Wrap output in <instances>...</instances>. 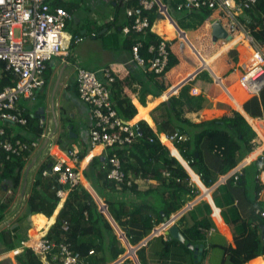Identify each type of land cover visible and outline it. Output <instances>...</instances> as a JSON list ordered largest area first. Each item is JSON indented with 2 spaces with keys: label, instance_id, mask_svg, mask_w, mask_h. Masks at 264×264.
<instances>
[{
  "label": "crops",
  "instance_id": "crops-1",
  "mask_svg": "<svg viewBox=\"0 0 264 264\" xmlns=\"http://www.w3.org/2000/svg\"><path fill=\"white\" fill-rule=\"evenodd\" d=\"M53 1L63 3L59 5L62 7L72 6L69 11L72 17L68 20L67 26L77 24V30L74 33H67L73 37L70 39V44L68 42V46H72L76 36L85 38L73 46L70 54L59 55L48 62L43 74L46 85L37 95L41 93L51 98V101L48 104L49 107L45 106L44 122L41 123L40 118L35 117V123L41 125L43 131L49 132V142L47 138H41L37 147L34 146L30 151L24 152L21 158L22 166L15 165L13 170V175L20 172L19 182L15 183L12 176H3V167H0V217L4 216V221L0 226L1 263L62 264L55 252L49 254L48 259L45 256V259L42 258L31 247V239L34 232L46 229L45 233L49 236L52 229L55 230L57 227L58 237L62 234L64 238L60 241L68 240L60 229L67 232L64 222L68 223L69 218L68 216L62 218L60 213L67 205L70 192L78 186H83L97 203L98 209L109 219L119 240L116 247L111 244L109 250L105 252L106 264H115L118 260H121L118 264H124L128 260L134 264H234L232 251L227 249L236 248L235 236L243 228L242 221L245 220L254 225L252 222L257 221L258 217L264 218L261 215L263 208L257 205V203H264V182L260 177L264 171V163L257 161L259 156L264 155V145L261 144L262 140L264 141V85L258 94L249 95L241 89L238 82L251 57L250 53L253 51L251 44L218 10H215L212 17L204 23L198 26L190 25L189 28L184 29L179 24L188 23L187 15L177 12L174 7L175 3L170 4L169 0H157L159 3L170 5L168 14L161 15L157 4L151 10L144 11V14L149 20V15L153 16V22L150 21L152 26L149 29L161 38L165 37L169 40L170 49L176 58V63L169 70L158 74L149 66L146 67L135 60L131 47L127 46L129 37L123 31L126 21L130 18L126 14L127 7H137L141 0L49 1L56 6ZM240 16L243 18L244 13L241 12ZM130 19L132 23V18ZM166 21H169V28H176L175 25H177L183 30L188 42L179 35L177 28L171 38L162 33L159 26ZM216 21H220L228 33L232 34L233 41L227 43L223 38H214L212 25ZM115 24L119 26V29L115 27ZM115 30L120 31V39L114 36ZM239 37L240 39L236 40ZM140 42L142 45V41ZM234 43L238 46L235 47ZM227 45L230 50L223 51V47ZM204 61L208 66L197 72ZM117 66L121 67L123 76L118 73ZM78 67L97 71L103 80L105 79L103 72L105 68L111 70L115 77H119L118 87L111 86V88H119V93L129 97L135 105L137 114L130 120H145L155 132L157 140L169 150V157L172 156L170 148L174 145L166 141L165 137L175 128L167 121V107L170 100L185 112L183 118L194 123L220 119L225 116L231 117L234 116L235 111H238L262 140H259L258 136L253 139V144L256 142L254 149L240 158L237 165H243V168L237 180L234 177L236 171L234 167L225 173L228 176L227 181L215 186L220 176L223 175L220 173L222 153L219 149L210 150L209 139L204 137L199 143V149L202 151L204 165L210 171L208 176L210 184L204 181V184L198 187L200 191H203V185L210 188L211 199H201L188 209L186 205L193 197L192 187L187 184H185L186 188L179 187L182 181L176 182L173 178L163 175L162 171L167 167L161 165L163 162L157 157L158 154L164 155L162 151L156 155L141 152L139 160L136 154L139 152L138 145L143 141L122 149L125 158L123 164L127 166V178L131 180V185L127 184L128 186L124 188L114 186L101 177V173L109 168L107 154L110 150L102 144L92 145L90 143L89 133L95 121L91 106L83 101L77 92ZM60 75L58 88L55 89ZM191 75L193 76L189 78ZM108 85L110 87L111 84ZM174 87L177 90L171 93ZM193 88H197L198 93L193 94ZM113 95L112 90L111 96ZM24 99L29 100L25 97ZM111 100L116 108V102L114 103L112 97ZM139 106L148 109V119L137 118ZM240 107L251 120L247 119ZM19 111L22 116L30 113L20 103ZM1 123L5 129H9L8 136L14 138L13 141L31 142L35 137H39L32 131L30 123L19 124L20 128L17 131H14L12 127L14 123ZM71 130L76 134L73 138L69 136ZM182 131L188 133L192 140L191 133ZM206 142L210 151L204 149ZM64 143L66 146L63 145ZM98 146L101 147L100 150L93 153ZM127 149H130L129 155ZM57 160L72 163L80 172L81 180L71 187H69L70 184L59 183L57 190H62L61 196L57 194V190L52 185L49 194L55 191L59 200L51 215L32 211L29 198L35 186L42 189L40 191L43 193L46 191L45 187L50 184L49 181L54 180L52 176L51 179H48L47 175L43 176L41 171L45 166L50 167L51 163ZM193 171L197 173L194 168ZM194 190L196 191V187ZM257 190L260 191L257 193ZM106 201H109L114 212L118 213L119 221L113 217ZM78 204L77 201L72 202L69 213L75 214L73 208L78 209ZM102 204L107 205L111 217L102 210ZM120 206L124 214L117 212ZM214 209H217L216 214ZM37 215L46 217L45 226L35 222L33 217ZM84 215L87 218L88 212L85 211ZM177 215L179 217L173 224L179 227L185 238L184 241L168 234L169 227L162 229L166 217L170 220ZM233 220L237 222L234 223ZM58 225L61 226L60 229ZM211 226L217 228L211 236L200 233V227ZM79 238L90 239L85 234H80ZM189 243L203 246L200 258L188 246ZM122 248L124 251L119 254L118 249ZM133 248H137L135 254L129 255V251ZM93 254H96V259L101 255L99 250L94 251ZM89 255H82L85 264H90L87 261ZM254 261L263 263L264 255L242 264H253Z\"/></svg>",
  "mask_w": 264,
  "mask_h": 264
},
{
  "label": "built area",
  "instance_id": "built-area-1",
  "mask_svg": "<svg viewBox=\"0 0 264 264\" xmlns=\"http://www.w3.org/2000/svg\"><path fill=\"white\" fill-rule=\"evenodd\" d=\"M169 1L170 4L175 3L174 7L177 12L188 14L203 8L215 9L230 21L232 27L237 29L251 44L253 50L250 53L251 57L246 65V70L239 78V85L249 95L258 94L264 85V43L255 40L247 28V24L239 18L241 12L253 7L257 0ZM156 4L159 5L161 15L168 14L170 5L159 3L157 0H141L139 6L127 7L126 14L132 18V23L124 26V33L129 34L132 30L143 32L145 29L151 28L150 20L144 11L151 10ZM71 17L72 14L65 7L53 6L47 0H3L0 3V82H10L0 88V150L5 152V159L24 155L25 151H30L34 146L37 147L41 138H47V142H49V132L47 131H43L38 138L35 137L31 142L6 139L4 138L6 129L1 122L26 125L28 118L20 114V100L24 97L29 100L35 99L37 93L45 85L43 74L48 62L59 55L70 54L73 46L85 38L76 36L72 46H68V42L70 44V39L73 38L66 33L67 23ZM168 43L169 40L162 37L156 48L154 45L150 46L151 51L156 50L155 56L150 59V68L158 74L164 73L169 63ZM141 46L140 41L136 42L132 46V52L135 60L144 64L145 60L140 56ZM103 72L104 80L100 78L97 71L78 67L76 75L77 92L79 97L92 108L95 123L90 129V143L92 145L105 144V147L110 150L107 154L109 165L107 177L110 180L123 182L126 176L117 150H122L124 147L131 146L143 139L145 130L140 121L133 122L131 126L126 127L130 120H126L119 114L111 100V90L108 84H112L116 77L107 68ZM192 93H198V89L193 88ZM34 116L40 118L41 123L46 117L45 112L41 110ZM165 139L174 145L170 148L172 157L176 158L188 173L187 185L192 187L193 197L186 208L193 207L201 199L210 200V188L203 185L204 189L200 191L198 187V185L204 184L203 173H195L191 166L194 160H186L182 155V149L186 150V145L191 140V136L176 127L171 134L166 135ZM148 140L150 142L155 141L154 135H150ZM261 144L264 145L263 140ZM254 146H256V142ZM129 150L127 149L128 155L130 154ZM258 158L264 160V155ZM235 168L234 177L237 180L242 174L243 165H236ZM162 173L165 177L173 178L176 182L182 181L181 175L175 174L169 168H165ZM50 174L56 175L57 181L61 184L73 183L72 185H75L81 180L80 172L75 169L72 163H63L60 160L52 162L49 170H43V175ZM260 177L264 182V171ZM227 179L226 174L221 175L215 186L226 182ZM127 184L131 185V180H127ZM195 187L196 191L194 190ZM57 194L61 196L62 190H57ZM214 213H217V209H214ZM179 215L164 223L162 229L168 228L171 223L173 224ZM261 215L264 216V209L261 210ZM3 221L4 216H1L0 226ZM64 228L69 229L67 222H64ZM216 229L215 226L200 227L199 231L205 236H211ZM34 240L32 237L31 242ZM31 247L47 259L49 254L57 248L55 254H58L62 264H85L82 260V253L74 249L70 242L53 241L46 233L37 238ZM93 253L94 250L89 251V254ZM1 261L2 255L0 254V264H2Z\"/></svg>",
  "mask_w": 264,
  "mask_h": 264
},
{
  "label": "trees",
  "instance_id": "trees-1",
  "mask_svg": "<svg viewBox=\"0 0 264 264\" xmlns=\"http://www.w3.org/2000/svg\"><path fill=\"white\" fill-rule=\"evenodd\" d=\"M48 2L51 0H47ZM135 2V1H134ZM53 3L56 6L63 5V3L59 1H53ZM64 7L71 11L72 6H66ZM215 12V9H209V8H203L199 11H194L191 13L186 14V19H188V23L179 24L182 28L187 29L191 25V19L199 18L200 24L204 23L207 19L211 18L213 13ZM244 17H239L240 20L247 24V28L251 31L253 37L255 40H257L260 43H264V0H257L256 4L249 8L245 9L243 11ZM120 16V15H119ZM150 21L153 22V16L150 14ZM121 17V16H120ZM202 22V23H201ZM131 19L126 21L125 25H130ZM169 21H166L164 24L159 26V30L164 33L168 38H171L174 36L175 29L176 28H169L168 26ZM115 27L119 29V26L115 24ZM122 27V26H121ZM259 27V28H257ZM123 28V27H122ZM114 36L117 39H120V31L115 30ZM127 36L131 39H127V46H130L132 49V46L137 41H142V46L140 48V56L144 58L145 63L143 64L146 67H150V59H152L155 54L156 50L151 51L150 46L152 44H155L156 46L159 44V41L161 40V37L157 35L156 33H153L149 28L145 29L143 32H136L132 30ZM239 40V38H237ZM169 51H170V57H169V63L165 70H169L171 66H173L176 63V58L173 55V52L170 49V42L168 43ZM121 67L118 70V73L123 76V71L120 70ZM122 69H124L122 67ZM164 72V73H165ZM163 74V73H162ZM119 77L116 76L115 81L110 85V90L112 94V90L114 92V95L111 96L114 100V103L116 102V109L118 110L119 114L124 117L126 120L133 119L134 116L137 114V109L135 105L131 102L129 97L123 96L121 93H119V88H111L118 87ZM10 83L9 81H3L0 82V88H3L5 85ZM46 84V83H45ZM165 106L167 107V103H165ZM246 108V107H245ZM247 110V109H246ZM185 112L179 108L177 105H175L171 100L169 102V106L167 107V121H169L175 128L180 127L182 130H185L192 135V140L187 143L186 150L182 149V155L186 160L193 159L191 166L194 168L197 172H202L204 175V181L208 183V176L210 175V171L206 168L204 165L203 155L202 151L199 149V143L204 137H208L209 139V149L210 150H221L222 153V162H221V172L220 173H227L231 169H233L240 161V158L243 155H247V153L251 152L254 148L253 139H255L258 135L254 131V129L251 127V125L248 123L246 118L238 111H235L234 116L228 117H222L220 119H213L208 121H203L199 123L191 122L188 119L183 118V114ZM28 118V124H32V131L37 133V136H40L43 132V127L41 125H36L35 123V117L31 113H25L24 114ZM137 118H147L148 119V109L142 106H139V115ZM132 121V120H131ZM133 120L132 122H135ZM143 125V128L145 130V137L138 142L134 143L137 144L140 141H143L142 144L138 145L139 152L136 154L138 159H141V152L153 154L156 155L157 153H160L159 151H162L164 155L158 154V160H162L163 162L161 165L164 167L171 169L175 174L181 175L182 183H179V187L186 188L185 184H187V175L188 173L185 171L183 166L178 162V160L172 156L169 157V150L166 146H163L160 141L157 140V136L154 131L151 130L150 126L145 120L140 121ZM9 129L6 128V135L4 138L15 140L14 138L8 136ZM150 135L155 136V141L150 142L148 140V137ZM18 138V137H16ZM26 140V139H24ZM133 144V145H134ZM132 146V145H131ZM100 149H95L93 153L98 152ZM118 154L121 156L122 166L125 171L126 179L123 182H118L116 180H109L107 178V172L108 170L101 173V177L105 178L109 184H112L114 186H128L127 185V166L123 164L125 158L123 155L122 150H117ZM135 155V152H133ZM167 154V155H166ZM24 155L21 156H13L11 159H5L6 154L3 150H0V167H3L2 175L5 177L12 176L15 180V183L19 182L20 172L16 175H13V170L16 166H22L23 161H21V158H23ZM156 157V156H155ZM258 162H263L264 160L261 158H258ZM264 167V166H263ZM49 170L48 165L45 166L43 170ZM159 170V168H157ZM157 169H154L155 171H158ZM43 170L41 173L43 174ZM12 174V175H10ZM44 176V175H43ZM51 176L54 178V180L49 181V185L45 187L43 192L44 195L40 190V188L34 189V192L30 195L29 198V206L32 211L35 212H43L46 215H51L57 205V202L59 198L56 195V192L50 193V188L52 185H54V189L57 190L59 182L57 181L56 175H47L48 179H51ZM165 181H167L165 179ZM210 184V183H208ZM259 188V187H258ZM260 189V188H259ZM40 191V192H39ZM260 190H257V193ZM79 203V208L76 207L73 208V212L75 211V214L69 213L70 208L72 207L71 203L76 202ZM87 202V203H86ZM108 204L109 210L112 213L113 217L116 219V221H119V215L118 213H115L113 210V206H111V203L109 201H106ZM47 204V205H46ZM121 205V204H120ZM261 208L264 209V203H257ZM68 206V207H67ZM85 211L88 212V216L84 215ZM121 214H124L123 210H121V206L118 207V211ZM132 215V214H131ZM60 216L62 218H66L65 216H68L69 219H67L69 222V230L67 232H63L60 225L59 229L63 233L65 238L68 240H65L64 242H73V247L76 250H79L83 256L89 255V251L91 249L99 250L100 257L96 259V254L89 255L90 257L87 259L88 263L90 264H106V253L107 250H109V245H113V247H116L119 240L117 238V234L114 233V227L109 221V219L106 217V215L101 212L98 209V205L91 196V194L83 187L78 186L74 190H72L69 194V197L67 199V205L61 210ZM35 222L41 226H45L47 223L46 217L42 215H37L33 217ZM238 220V219H237ZM237 220H233L234 223L237 222ZM254 225H251L248 221L245 220L242 221L243 228L240 229V232L235 236V242H236V248H229L227 250L232 251V259L234 261V264H242L250 259H253L255 257H258L260 255H264V238L263 233L261 230V226L264 224V218L258 217L257 221L252 222ZM57 226V225H56ZM56 229L50 232L49 237L56 242H62L61 239H64L62 237V234L60 237H58V231L57 227ZM45 230L40 232H34L33 235H36L37 237H41L43 234H45ZM196 232V230H195ZM197 233V232H196ZM80 234H85L90 237V239L86 240L85 238H79ZM60 235V233H59ZM84 239V240H82ZM57 251V248H55L50 254ZM119 254L124 251V248L118 249ZM238 257V258H237ZM45 259V258H44ZM60 259V258H59ZM61 261V259H60ZM62 263V261H61ZM255 264H264L259 263L258 261H254ZM42 264V262H41ZM124 264H134L130 260L124 262Z\"/></svg>",
  "mask_w": 264,
  "mask_h": 264
},
{
  "label": "water",
  "instance_id": "water-1",
  "mask_svg": "<svg viewBox=\"0 0 264 264\" xmlns=\"http://www.w3.org/2000/svg\"><path fill=\"white\" fill-rule=\"evenodd\" d=\"M176 28H177V30H178L180 36H181L182 38H184V39L187 40L185 32H184L183 30H181L177 25H176ZM212 29H213L212 32H213V35H214V38H215V39H216V38H223V39L226 40L227 43H230L231 41H233V36H232V34H229V33H228V31L226 30V28L223 26V24H222L220 21H216V22H214L213 25H212ZM187 42H188V40H187ZM189 44H190L191 47L194 49V51H195L196 53H198V51L194 48V46H193L191 43H189ZM234 46L236 47V46H238V44H237V43H234ZM223 51H229V45L224 46V47H223ZM55 58H56V57H55ZM55 58H53V59H55ZM207 66H208V65H207V62L204 61V62L202 63V67L199 68V69L197 70V72H199L200 70L206 68ZM64 68H65V66L63 67L62 70H64ZM192 76H193V75L189 76V78H191ZM60 77H61V75L58 77V79H57V81H56L55 89L58 88L59 81H60ZM220 82H221V81H220ZM45 85H46V84H45ZM45 85H44V86H45ZM44 86H43V88H44ZM176 90H177L176 87L172 88L171 93H172V92H175ZM54 93H55V90H54ZM44 109H45V106H42V107H40V108L37 110L36 113L38 114V112H39L40 110H41V111H44ZM240 110H242V112L244 113V115L247 117L248 120H251V118H249V117L245 114V112L243 111L242 107H240ZM71 129H73L72 126H71ZM72 131H73V130H71V131L69 132V136H70V138H73V137L76 136V134H74ZM263 138H264V137H263ZM63 145L66 146V143H64ZM102 210H103V211H106L107 214L109 215L108 207H107L106 204H102ZM109 216H110V215H109ZM110 217H111V216H110ZM165 221H166V222L169 221L167 217L165 218ZM262 229H263V233H264V225L262 226ZM167 231H168V234H170L171 236H173V237H175V238H177V239H179V240H182V241L185 240V238H184L182 232L180 231V229H179V227H178L177 225L173 224V225L169 226V229H168ZM263 237H264V235H263ZM188 246H189L191 249H193V250L195 251V254H196L197 256H199V258H200L201 253H202V247H203V246H202V245H201V246H198V245H194V244H190V243L188 244ZM136 250H137V248H133L131 251H129V255L135 254V251H136ZM119 262H121V260H118L115 264H118Z\"/></svg>",
  "mask_w": 264,
  "mask_h": 264
},
{
  "label": "rangeland",
  "instance_id": "rangeland-1",
  "mask_svg": "<svg viewBox=\"0 0 264 264\" xmlns=\"http://www.w3.org/2000/svg\"><path fill=\"white\" fill-rule=\"evenodd\" d=\"M199 24H200L199 18L192 19L191 26H198ZM76 30H77V24H70L69 26L66 27V33H68V32L74 33ZM97 60L99 62H101L99 59H97ZM50 101H51V98H47L45 95H41V93H39V95H37L35 97V99L30 101V100H26V99L22 98L19 103L21 105H23L24 107H26L28 109V111H30V113L35 114L40 107H42V106L49 107L48 104H50L49 103ZM12 127L14 128V131H17V130H19L20 125L14 123V124H12ZM258 138H259V140H262V138L259 135H258ZM207 146H208V143L206 142L205 145H204V149L206 151H210Z\"/></svg>",
  "mask_w": 264,
  "mask_h": 264
},
{
  "label": "bare ground",
  "instance_id": "bare-ground-1",
  "mask_svg": "<svg viewBox=\"0 0 264 264\" xmlns=\"http://www.w3.org/2000/svg\"><path fill=\"white\" fill-rule=\"evenodd\" d=\"M239 39H240V37H239ZM237 40V39H236ZM230 50V49H229ZM119 70V67L117 66V71ZM133 122L130 120L127 124H126V127H129V126H131V124H132ZM102 146H105V144H102ZM101 147H97V149H100ZM72 184L73 183H71L70 185H69V187H71L72 186ZM33 237H34V241L32 242V243H30V244H34V242L36 241V239L37 238H39V237H37L36 235H33ZM28 245H29V243H28ZM42 258H45L44 257V255H42ZM253 264H255L254 262H253Z\"/></svg>",
  "mask_w": 264,
  "mask_h": 264
},
{
  "label": "snow or ice",
  "instance_id": "snow-or-ice-1",
  "mask_svg": "<svg viewBox=\"0 0 264 264\" xmlns=\"http://www.w3.org/2000/svg\"><path fill=\"white\" fill-rule=\"evenodd\" d=\"M3 2V0H0V3H2Z\"/></svg>",
  "mask_w": 264,
  "mask_h": 264
},
{
  "label": "clouds",
  "instance_id": "clouds-1",
  "mask_svg": "<svg viewBox=\"0 0 264 264\" xmlns=\"http://www.w3.org/2000/svg\"><path fill=\"white\" fill-rule=\"evenodd\" d=\"M173 23H174V22H173ZM174 24H175V23H174ZM175 26H176V25H175ZM169 221H170V220H169ZM169 221H168V222H169ZM165 223H166V222H165ZM172 225H173V224H172Z\"/></svg>",
  "mask_w": 264,
  "mask_h": 264
},
{
  "label": "flooded vegetation",
  "instance_id": "flooded-vegetation-1",
  "mask_svg": "<svg viewBox=\"0 0 264 264\" xmlns=\"http://www.w3.org/2000/svg\"><path fill=\"white\" fill-rule=\"evenodd\" d=\"M51 145H54V144H51Z\"/></svg>",
  "mask_w": 264,
  "mask_h": 264
}]
</instances>
